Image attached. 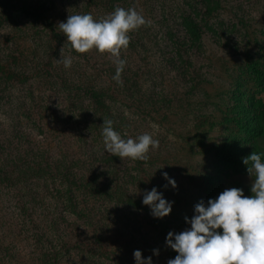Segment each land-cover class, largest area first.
<instances>
[{
    "label": "rangeland",
    "instance_id": "obj_1",
    "mask_svg": "<svg viewBox=\"0 0 264 264\" xmlns=\"http://www.w3.org/2000/svg\"><path fill=\"white\" fill-rule=\"evenodd\" d=\"M196 1L138 0L131 5L146 21L132 31L119 58L125 61L120 76L132 88L107 100L105 113L123 139L148 133L159 141L143 161L109 154L93 104L86 99L88 111L81 115L70 107L73 92L49 83L41 68L57 60L43 52L46 42L22 39L12 25V31L0 26V73L11 75L0 78V167L8 174L14 170V176L17 170L31 175L26 166L34 159L52 166L78 159L71 171L99 176L107 192L121 194L117 200L104 194L68 197L67 184L56 171L39 180L0 181V264H136L135 250L144 259L151 256L152 264H167L177 255L166 244L167 234L190 229L185 217L191 219L196 204L212 199L200 187L204 169H210L217 197L233 187L252 195L247 166L212 163L205 151L226 140L242 159L254 152L246 120L251 121V107L264 94V77L256 82L253 77L256 71L264 73V0H219V6L204 0L203 16H196L202 31L197 39L185 34L180 16L195 15ZM84 13L99 21L112 11ZM8 33L19 38L14 42ZM91 51L94 61L87 64L63 52L73 60L69 68L60 63L67 80L76 84L80 77L93 84L98 81L91 76L96 61L114 63L110 54ZM100 81L106 86V80ZM197 132L206 135L203 143ZM153 187L174 202L166 217L154 218L142 203L145 190Z\"/></svg>",
    "mask_w": 264,
    "mask_h": 264
},
{
    "label": "clouds",
    "instance_id": "obj_2",
    "mask_svg": "<svg viewBox=\"0 0 264 264\" xmlns=\"http://www.w3.org/2000/svg\"><path fill=\"white\" fill-rule=\"evenodd\" d=\"M145 22L135 8L116 7L99 21L90 13L69 15L58 27L75 52L85 54L95 49L114 57L117 69L113 79L122 84L120 75L125 61L119 59L121 51L130 43L129 33ZM63 51L61 47L57 63L69 68L73 60L63 57ZM102 138L106 151L121 160H146L150 148L159 147V141L148 133L136 139H123L110 119L103 121ZM242 162L253 179L252 195L245 196L242 189L233 187L222 191L216 199H209L206 205L203 201L196 204L192 218L185 217L190 229L167 234V246L177 253L167 264H264V162L255 152ZM163 176L176 187L175 180L166 172ZM142 203L150 208L154 218H163L171 213L174 202L167 201L153 187L151 191L145 190ZM221 229L222 232L218 231ZM153 254L159 255V251L154 249ZM133 256L136 264H152V257L144 259L140 250H135Z\"/></svg>",
    "mask_w": 264,
    "mask_h": 264
},
{
    "label": "trees",
    "instance_id": "obj_3",
    "mask_svg": "<svg viewBox=\"0 0 264 264\" xmlns=\"http://www.w3.org/2000/svg\"><path fill=\"white\" fill-rule=\"evenodd\" d=\"M5 3L4 7L0 5V26L7 29V31H12L9 25L13 26V31H18V36L22 39H33V42H46L48 47L44 48L43 52L48 53L53 60L58 59V52L61 47L64 48L63 52L69 53L71 56H76L77 59L84 61L86 64L91 60L94 61L92 56V51H89L85 54H79L71 49L70 45L66 43V37L59 29L58 24L60 22H66L69 15L83 14L84 10L90 11L91 9L100 8L106 11H114L116 7H122L124 9L132 8L131 5L134 1L138 0H85L86 4L84 6H79V0H0ZM152 1V0H147ZM195 1V0H193ZM209 2V1H208ZM212 2V3H210ZM210 4H217L219 6V0H210ZM204 0H197L193 5L192 13H181L180 16L183 20V24L186 27L187 31L185 34L190 38L193 35L194 38H199L202 33L201 27L198 24L196 16H203V10L206 6ZM59 7V13L55 12ZM200 7V8H199ZM207 11L210 12L212 7H206ZM85 14V13H84ZM28 21V22H27ZM135 31V30H134ZM7 36L12 38L14 42L16 38H19L17 35L8 33ZM130 38L133 36V33H129ZM194 38H192L194 40ZM178 40V39H177ZM19 42V41H18ZM28 49V47L26 48ZM23 49H19L21 51ZM35 56H37L36 50L30 51ZM11 55V54H10ZM120 58V57H119ZM111 59H115L111 56ZM97 69L92 68L93 73L91 76L98 79L106 80V86H104L101 81L98 83L96 80L93 84H88L85 80L78 78L80 83H72L70 80H67L65 72L61 70V65L57 62L50 61L45 65L41 70L45 74V77L50 80V84L53 87L60 88L62 90L68 91L69 93L73 92L70 95V107L77 109L81 115H86L88 111L86 99L89 100L90 105L93 104L94 113H99V120H112L113 129L115 131L119 130V126L115 125L112 117L108 118V113L106 112L107 100H115L116 97H119L118 92L123 91L128 93L129 89L132 88L128 82L127 78L120 76L122 84L116 82L113 77L116 75L117 65L116 63H111L108 61H96ZM1 69V68H0ZM258 71L255 72L253 77L255 82L258 81V78L264 77V73L258 74ZM257 75H260L257 77ZM124 79H122V78ZM0 78L3 80L11 78V75H4V72L0 73ZM3 89L0 88V94L3 92ZM32 99L34 95L31 90L28 91ZM131 97V95H128ZM252 116L251 121L246 120L248 127L250 128V138L252 141L253 151L261 155L262 162H264V94L259 96L254 105L251 107ZM93 113V114H94ZM84 118V117H82ZM101 126V125H100ZM100 129L102 128L99 127ZM102 134V132H101ZM197 137L200 138V142L203 143V137H206L201 132H197ZM127 138H125L126 140ZM207 153H210V158L212 163L221 164L225 167H238V166H247L242 162V157L238 151H233L230 148V145L226 140L222 143L213 145L210 149H206ZM44 164L42 161L38 162L34 159V163L27 165L26 168L32 171L31 175H25L21 170H17V175H11L14 172L5 171L4 168L0 167V181H10L13 184L23 181L27 176L37 177L39 179H44L43 176L47 174L54 176V172H57V177L60 179V182H65L67 184L68 190L66 191L68 197H85V196H97V195H107L113 199H121L120 190L114 189L109 192L105 190V183L99 181V176H89L88 174L77 171H71L73 166L78 165V159L66 161L62 164H52L48 163L44 159ZM36 167V169L34 168ZM244 168V167H242ZM202 173L203 183H201V189L206 192L212 199L217 198V194H213L215 185L212 181V175L210 174V169H204ZM14 176V177H13ZM42 177V178H41ZM217 187V186H216ZM63 190V189H61ZM59 191V190H58ZM57 191V192H58ZM113 192V193H112ZM86 198V197H85ZM79 212H77L78 214ZM88 218V217H86ZM222 230V229H221ZM219 231V230H218Z\"/></svg>",
    "mask_w": 264,
    "mask_h": 264
}]
</instances>
